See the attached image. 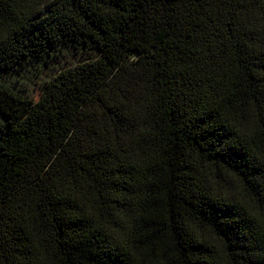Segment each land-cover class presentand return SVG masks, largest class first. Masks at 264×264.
Wrapping results in <instances>:
<instances>
[{
    "label": "trees",
    "instance_id": "obj_1",
    "mask_svg": "<svg viewBox=\"0 0 264 264\" xmlns=\"http://www.w3.org/2000/svg\"><path fill=\"white\" fill-rule=\"evenodd\" d=\"M63 43L0 79V264H264V0H0V76Z\"/></svg>",
    "mask_w": 264,
    "mask_h": 264
},
{
    "label": "rangeland",
    "instance_id": "obj_2",
    "mask_svg": "<svg viewBox=\"0 0 264 264\" xmlns=\"http://www.w3.org/2000/svg\"><path fill=\"white\" fill-rule=\"evenodd\" d=\"M49 53L48 58L34 57L22 61L11 71L1 74V81L37 101L45 83L60 70L97 56L96 52L71 43H63Z\"/></svg>",
    "mask_w": 264,
    "mask_h": 264
}]
</instances>
